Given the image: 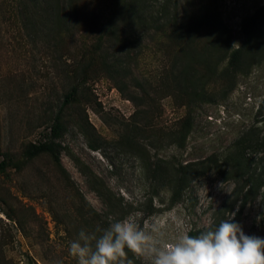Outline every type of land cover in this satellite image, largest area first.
<instances>
[{
	"label": "rangeland",
	"instance_id": "obj_1",
	"mask_svg": "<svg viewBox=\"0 0 264 264\" xmlns=\"http://www.w3.org/2000/svg\"><path fill=\"white\" fill-rule=\"evenodd\" d=\"M0 163V264L134 214L264 238V0H0Z\"/></svg>",
	"mask_w": 264,
	"mask_h": 264
},
{
	"label": "clouds",
	"instance_id": "obj_2",
	"mask_svg": "<svg viewBox=\"0 0 264 264\" xmlns=\"http://www.w3.org/2000/svg\"><path fill=\"white\" fill-rule=\"evenodd\" d=\"M234 217L230 213L218 226L209 221L210 227L195 236L183 231L169 242L166 221L153 219L142 227L139 214L129 215L105 229L97 228L99 236L81 230L69 242L68 252L77 264H122L125 249L149 264H264V238L246 235ZM177 227L182 224L177 222Z\"/></svg>",
	"mask_w": 264,
	"mask_h": 264
},
{
	"label": "trees",
	"instance_id": "obj_3",
	"mask_svg": "<svg viewBox=\"0 0 264 264\" xmlns=\"http://www.w3.org/2000/svg\"><path fill=\"white\" fill-rule=\"evenodd\" d=\"M236 58H237V55H236V52H234L232 54V61H235ZM73 93H74V91H72L71 94L67 95L64 98V102L62 103V106L68 104L71 101ZM57 120H58V118L56 119V123L54 124V126L51 129H49L50 133L47 134L49 138H46L45 142L41 141L38 145L35 144V145L31 146V150L28 153L30 156L38 154L40 152H44V151L52 152L54 150L55 145H54V142L52 140H54L59 135L58 134L59 125H57L58 124ZM3 167H4V164L0 163V170L3 169ZM189 235L194 236V234L192 232H189Z\"/></svg>",
	"mask_w": 264,
	"mask_h": 264
},
{
	"label": "built area",
	"instance_id": "obj_4",
	"mask_svg": "<svg viewBox=\"0 0 264 264\" xmlns=\"http://www.w3.org/2000/svg\"><path fill=\"white\" fill-rule=\"evenodd\" d=\"M48 133H50V130H48ZM45 141H46V138H43L42 142H45Z\"/></svg>",
	"mask_w": 264,
	"mask_h": 264
}]
</instances>
